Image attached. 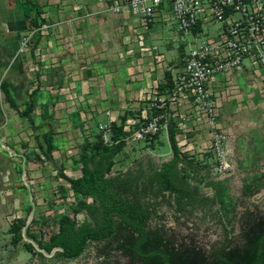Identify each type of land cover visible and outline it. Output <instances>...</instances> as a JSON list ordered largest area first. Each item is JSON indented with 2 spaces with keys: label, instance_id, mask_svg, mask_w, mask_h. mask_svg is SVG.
Wrapping results in <instances>:
<instances>
[{
  "label": "rangeland",
  "instance_id": "obj_1",
  "mask_svg": "<svg viewBox=\"0 0 264 264\" xmlns=\"http://www.w3.org/2000/svg\"><path fill=\"white\" fill-rule=\"evenodd\" d=\"M181 64V61L177 62V66ZM247 71L248 76H235L228 83L216 84L209 97L217 104L216 117L197 124L193 122V115L185 122L180 115L193 106L189 107L187 103L169 110L165 103L163 107L148 112L150 117L156 116L159 121L155 139L150 143L137 142L124 147L114 158L108 177L123 181L120 188L122 198L135 210L146 211L148 230L161 229L166 239L177 247L208 251L225 238L238 244L242 229L264 216V187H259L255 194L251 193L264 181V81L251 70ZM170 89L164 92L165 96L169 95ZM207 103L200 108L201 114L209 115L212 110ZM170 131L174 134L182 161L176 165L182 178L178 185L186 181L195 192L188 203L184 199L178 204L177 193L154 179L155 172L175 157ZM108 135L111 138L113 134ZM100 139L98 136L96 140H88L80 131L68 142L63 140L64 158L59 167L50 166L47 156L40 159L51 174L38 187L29 186L30 179L26 180V175H22V184L14 187L12 192L16 195L22 190L19 196L24 199L20 202L13 199L11 205L0 206V264H132L115 249L117 237L90 241L80 256L66 259L60 256L62 250L59 247L44 251L45 254L33 246L32 250H27L25 244L29 242L24 233L15 240V234L10 232L11 225L19 219L23 221V227L26 226L28 236L37 243L47 244L59 234L61 218H66L74 228L84 222L93 223L85 209L73 210L80 202L91 204V200H82L72 193L59 173L76 166L82 147L91 148ZM24 170L19 164L16 173L20 175ZM209 182L221 184L223 205L210 201Z\"/></svg>",
  "mask_w": 264,
  "mask_h": 264
},
{
  "label": "crops",
  "instance_id": "obj_2",
  "mask_svg": "<svg viewBox=\"0 0 264 264\" xmlns=\"http://www.w3.org/2000/svg\"><path fill=\"white\" fill-rule=\"evenodd\" d=\"M110 5L111 0H0V206L24 199L22 190L12 192L23 174L29 186L45 182L51 172L40 159L47 156L50 166L59 167L63 140L80 131L96 140L102 127L112 129L121 120L122 127L136 128L149 117L146 92L155 84L160 93L167 89L166 75L172 74L164 66H180L185 41L162 14L143 29L131 13H113ZM136 33L157 47L161 62L137 48ZM27 34L29 47L19 53V39ZM246 71L235 76H248ZM217 81L225 83L222 76ZM19 164L25 169L20 175ZM63 174L80 178V161Z\"/></svg>",
  "mask_w": 264,
  "mask_h": 264
},
{
  "label": "built area",
  "instance_id": "obj_3",
  "mask_svg": "<svg viewBox=\"0 0 264 264\" xmlns=\"http://www.w3.org/2000/svg\"><path fill=\"white\" fill-rule=\"evenodd\" d=\"M110 10L117 14L131 13L143 29L155 24L162 14L163 21L172 25L175 35L185 41L182 64L176 70L165 66L163 69L172 74L169 95L160 93L157 84L151 86L146 92L147 111L161 108L165 103L169 110L189 103L193 107L180 118L186 122L194 115L193 122L199 124L218 115L217 104L209 100L218 84L217 77L222 76L228 83L237 72L249 69L264 81V0H111ZM40 27L46 29L47 25ZM31 37L32 34L20 37L19 53L28 49ZM134 42L140 51L161 62L157 47L148 45L142 33L135 34ZM205 102L212 108L209 115L200 113ZM159 127L156 116L145 117L134 129L124 125L120 137L123 148L137 142L150 143ZM101 129L103 144L113 143L105 135L112 133L111 125Z\"/></svg>",
  "mask_w": 264,
  "mask_h": 264
},
{
  "label": "trees",
  "instance_id": "obj_4",
  "mask_svg": "<svg viewBox=\"0 0 264 264\" xmlns=\"http://www.w3.org/2000/svg\"><path fill=\"white\" fill-rule=\"evenodd\" d=\"M167 88L172 86L171 77L166 75ZM5 96L10 105L6 90ZM161 89L160 91H163ZM25 113H28L25 112ZM122 123L112 125L111 140L109 145L101 140L94 143L91 148L84 146L79 158L82 176L77 179L68 178L63 173L59 177L64 179L71 190L82 200L90 199L91 204L80 202L75 212L85 209L92 224L82 223L74 228L66 218L59 220V234L52 237L47 244H40L26 234L27 239L37 243L38 247L49 252L54 247L62 251L61 257L75 259L82 254L86 244L90 241L100 242L117 237L115 249L125 255L132 264H264V216H260L247 224L241 231L240 242L234 244L229 238H225L208 251L194 247H177L166 239L161 229L148 230L146 223L148 215L145 210H135L122 198L120 188L122 180L118 177H108L114 165L115 156L122 150L123 143L119 139L123 136ZM170 144L175 157L164 164L155 172V181L164 188L175 191L178 195V204L182 200L191 201L195 193L179 176L176 165L181 161L178 153L174 134L169 132ZM52 150L50 140L46 141V151ZM182 162V161H181ZM190 168V165H188ZM207 186L212 191L210 201L217 205H223L222 186L217 182H209ZM263 183L251 191L255 194ZM22 220L12 224L10 232L15 234V240L22 236ZM27 250H32V245L25 244Z\"/></svg>",
  "mask_w": 264,
  "mask_h": 264
},
{
  "label": "water",
  "instance_id": "obj_5",
  "mask_svg": "<svg viewBox=\"0 0 264 264\" xmlns=\"http://www.w3.org/2000/svg\"><path fill=\"white\" fill-rule=\"evenodd\" d=\"M25 229H26V226H24L23 229H22V232H23V233H24ZM27 241H28L33 247H35V249H36L37 251H39V252L42 253V254H45L44 250L41 249V248H39L33 240L27 239ZM55 249H56V248H55ZM59 250H61V249H59Z\"/></svg>",
  "mask_w": 264,
  "mask_h": 264
}]
</instances>
